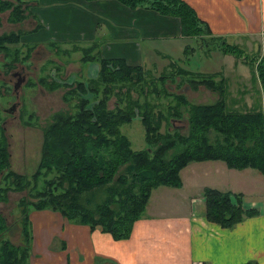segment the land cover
I'll return each mask as SVG.
<instances>
[{
	"label": "trees",
	"instance_id": "obj_1",
	"mask_svg": "<svg viewBox=\"0 0 264 264\" xmlns=\"http://www.w3.org/2000/svg\"><path fill=\"white\" fill-rule=\"evenodd\" d=\"M119 1L132 9L151 8L165 16H176L181 19L182 32L187 36L210 32L186 0ZM0 3V12L14 5L9 0ZM22 6L20 3L14 8L13 13L19 15L15 20L25 19ZM39 29L40 26L33 32ZM24 33L20 30L0 36V50L11 53L5 45L19 43ZM200 40L251 62L253 68H257L264 92V60L260 55H252L242 45L229 43L226 38ZM193 49L188 46L187 51ZM98 54V57L86 55L84 60L100 62L99 76L69 85L72 86L69 95L79 101L74 113H57L55 120L45 127L43 158L32 179L11 168L10 144L0 116V172L3 176L0 202L8 200V193L13 190L30 189L34 198L24 197L20 201L22 245L3 238L10 225L0 211V264H30L33 238L30 212L34 209H54L70 221L91 228L101 227L115 240H123L133 233L135 222L146 215L155 188H181V170L193 161L220 159L229 168H254L264 173V107L248 112L229 108L225 79L217 81L216 75L205 74L197 79L196 75L181 73L190 77L188 81L195 88L205 84L217 89L221 99L212 104H192L184 94L177 93L173 96L174 104L170 103L168 111H164L159 108L163 103L156 101L152 94L162 97L168 90L160 88L142 65H131L125 58L104 59L100 52ZM166 77L164 74L159 80L163 82ZM44 82L48 84L47 79ZM62 84L53 80V84L48 85L54 90ZM113 95L118 99L117 106L110 109ZM185 111L190 114V127L173 126L171 120L182 119ZM137 118L146 127L148 143L141 151L134 150L131 139L122 133L123 124ZM166 124L167 129L163 131ZM42 181L46 186L40 190ZM204 198L208 220L225 229L234 228L247 217L260 215L259 210L245 207L241 193L207 186Z\"/></svg>",
	"mask_w": 264,
	"mask_h": 264
},
{
	"label": "crops",
	"instance_id": "obj_2",
	"mask_svg": "<svg viewBox=\"0 0 264 264\" xmlns=\"http://www.w3.org/2000/svg\"><path fill=\"white\" fill-rule=\"evenodd\" d=\"M187 1L208 27L209 36L226 38L264 60V0ZM33 12V28L41 27L32 33L34 41L98 42L102 58H125L129 64L144 68L150 65L146 48L161 52L154 45L176 47L193 37L199 46L221 49L203 44L199 36L185 35L176 16L151 8L132 9L119 0H41ZM188 46L185 53L191 52ZM234 57L222 60L234 68L248 62ZM155 58L152 54L151 60ZM250 70L254 75V69ZM215 73L224 75L218 70ZM230 74L232 78L244 76L242 72ZM225 77L222 79L227 82ZM261 88L259 93L263 94ZM181 174V188H155L146 215L123 240H115L101 227L70 221L54 209H34L30 212V264H264V173L254 168H229L219 159L193 161ZM207 186L241 193L245 207L259 210L260 215L247 217L232 229L210 222L204 198ZM159 189L167 195L159 196Z\"/></svg>",
	"mask_w": 264,
	"mask_h": 264
},
{
	"label": "rangeland",
	"instance_id": "obj_3",
	"mask_svg": "<svg viewBox=\"0 0 264 264\" xmlns=\"http://www.w3.org/2000/svg\"><path fill=\"white\" fill-rule=\"evenodd\" d=\"M2 1L0 0V2ZM9 1L13 2L14 5L0 12V36L11 32H20V30L25 31V33L21 36L22 39L19 43L7 42L5 47H9L11 53L8 54L3 51L4 49L0 50L1 124L6 129L5 137L10 144L11 168L32 179V175L38 171V166L43 158L45 127L55 120L57 113L62 111L64 113H74L79 102L76 96L69 95L72 87L69 85L75 81H90L91 78L99 76L100 62L97 59L93 60V62L84 60L87 56L94 55L98 57L99 48H97L98 45L96 47L98 42H72L66 44L59 42L56 43L58 45H55L48 41L44 43L34 41L31 33L34 29L36 30V28H33L36 23L33 19L35 18L33 16V6L35 7L36 2L41 0H24V3L22 0ZM20 3L23 5L22 10L26 16L25 19L15 20L19 15L13 13V10ZM202 35L198 37L200 42L203 37L213 38L208 34H204L203 37ZM196 41L195 38L191 37L184 41L185 44L181 43L180 46L176 47L161 44L154 45V49H160L161 52H152L151 49L146 48L149 51L146 57L150 60V65L145 67V70L150 74L148 76H153L154 81L160 88L166 87L168 90V94L164 93L162 97L152 94L156 101L163 103L159 108L168 111L167 108L170 103L174 104L173 96L177 95V93L184 94L192 104H212L221 99L217 89L213 90L205 84L195 88L188 81L190 77L181 73L196 75L194 78L197 79L202 74L216 75L215 80L217 81L226 76L228 87L225 95L230 100L228 103L229 108L233 110L248 112L264 107V92L263 94L259 93V88H263V86L256 72L257 68L255 66L253 68L251 62L248 61L236 68L230 67V58L235 59L234 56L224 53L221 49H208L202 44L199 46ZM177 43L179 42L177 41ZM186 44L191 45L195 49L185 53ZM88 48L93 50L91 51ZM244 50L247 51V48H244ZM87 51L90 53H86ZM248 52L252 55L255 53L250 50ZM152 54L156 56L155 60H151ZM15 57L18 58L14 60ZM223 58L229 61L224 62ZM252 68L254 69V75L250 73ZM217 70L224 75L215 73ZM230 71L235 74L242 72L244 76L232 78ZM15 72H23L26 78L22 81L18 80L13 76ZM246 72H249L250 75L246 74ZM164 74L167 77L162 82L159 79ZM252 76H255L254 79ZM45 79L48 80V84L49 82L53 84V80L63 84L59 88L52 90L44 82ZM15 85H18V89H16ZM111 99L109 108L113 109L117 106L118 99L115 95ZM15 106L17 109H11L10 112L4 109L14 108ZM188 117H190V114L185 111V116L182 119L171 120V123L175 127L180 125L188 129L190 127ZM166 129L167 124L163 131H166ZM145 131L146 127L139 118L122 126V133L131 139L133 149L138 151L148 147ZM2 177L0 172V185L2 184ZM202 177L207 179L209 176L202 175ZM45 186L46 184L42 181L39 189L42 190ZM159 190V196L165 194L164 189ZM30 192V189L24 191L13 190L8 193V200L0 202V211H3V215L10 225V229L3 238L10 239L16 245L24 243V235L21 228L23 208L20 206V201L24 197H27L28 200H33L34 198H31ZM33 193H36V190H33ZM198 194L200 193L198 192ZM156 195L153 197V201ZM164 201L166 206L169 205L167 198Z\"/></svg>",
	"mask_w": 264,
	"mask_h": 264
},
{
	"label": "flooded vegetation",
	"instance_id": "obj_4",
	"mask_svg": "<svg viewBox=\"0 0 264 264\" xmlns=\"http://www.w3.org/2000/svg\"><path fill=\"white\" fill-rule=\"evenodd\" d=\"M13 76L14 77H16L18 80H20V81H22L23 79H25L26 77L23 75V72H15L14 74H13ZM15 86H17V85H15ZM5 110H13V108L11 107V108H4ZM14 109H17V107L15 106L14 107ZM8 111V112H9Z\"/></svg>",
	"mask_w": 264,
	"mask_h": 264
},
{
	"label": "water",
	"instance_id": "obj_5",
	"mask_svg": "<svg viewBox=\"0 0 264 264\" xmlns=\"http://www.w3.org/2000/svg\"><path fill=\"white\" fill-rule=\"evenodd\" d=\"M16 89H18V85L16 86ZM13 110H14V108H13ZM8 111H9V110H8ZM10 111H11V110H10ZM10 111H9V112H10Z\"/></svg>",
	"mask_w": 264,
	"mask_h": 264
},
{
	"label": "built area",
	"instance_id": "obj_6",
	"mask_svg": "<svg viewBox=\"0 0 264 264\" xmlns=\"http://www.w3.org/2000/svg\"><path fill=\"white\" fill-rule=\"evenodd\" d=\"M198 264H205V263H203V262H199Z\"/></svg>",
	"mask_w": 264,
	"mask_h": 264
}]
</instances>
